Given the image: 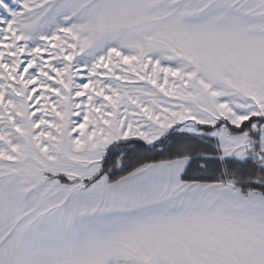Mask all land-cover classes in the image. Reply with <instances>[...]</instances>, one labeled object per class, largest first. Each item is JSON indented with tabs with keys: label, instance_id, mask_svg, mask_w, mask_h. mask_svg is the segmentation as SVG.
Masks as SVG:
<instances>
[{
	"label": "snow or ice",
	"instance_id": "obj_1",
	"mask_svg": "<svg viewBox=\"0 0 264 264\" xmlns=\"http://www.w3.org/2000/svg\"><path fill=\"white\" fill-rule=\"evenodd\" d=\"M0 264H264V0H0Z\"/></svg>",
	"mask_w": 264,
	"mask_h": 264
}]
</instances>
